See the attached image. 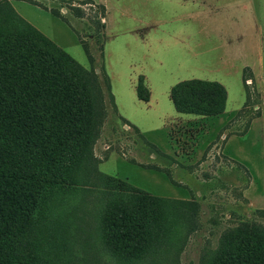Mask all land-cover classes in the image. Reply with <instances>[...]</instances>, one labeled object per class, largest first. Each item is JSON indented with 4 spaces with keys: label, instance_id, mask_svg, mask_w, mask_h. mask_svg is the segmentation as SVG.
<instances>
[{
    "label": "rangeland",
    "instance_id": "374dc122",
    "mask_svg": "<svg viewBox=\"0 0 264 264\" xmlns=\"http://www.w3.org/2000/svg\"><path fill=\"white\" fill-rule=\"evenodd\" d=\"M153 10L158 26L139 32L143 44L128 32L137 22H107L92 0H0V19L17 17L81 67L89 98L87 192L49 198L52 214L32 233L39 264H206L240 234L264 241V0ZM185 80L218 82L223 112L177 111L170 91ZM100 175L125 189L97 185ZM138 194L160 200L161 214L131 256L108 240L105 217L119 198L141 205Z\"/></svg>",
    "mask_w": 264,
    "mask_h": 264
},
{
    "label": "trees",
    "instance_id": "16d2710c",
    "mask_svg": "<svg viewBox=\"0 0 264 264\" xmlns=\"http://www.w3.org/2000/svg\"><path fill=\"white\" fill-rule=\"evenodd\" d=\"M137 90L147 101L142 86ZM170 100L179 112L216 117L226 93L215 81L185 80L171 89ZM90 118L81 67L17 17L0 19V264H39L32 233L36 220L52 214L49 198L66 194L71 203L68 194L85 197L89 182L81 159L89 152ZM97 181L125 189L113 177L100 175ZM136 198L138 207L119 198L105 217L108 240L131 256L147 247L162 205ZM147 207L150 212L142 215ZM225 248L206 264H264V241L251 232Z\"/></svg>",
    "mask_w": 264,
    "mask_h": 264
},
{
    "label": "crops",
    "instance_id": "0c3cea01",
    "mask_svg": "<svg viewBox=\"0 0 264 264\" xmlns=\"http://www.w3.org/2000/svg\"><path fill=\"white\" fill-rule=\"evenodd\" d=\"M66 1H80V0H66ZM95 3H100L105 7V17L104 19L108 22L112 15H118L121 18L130 19L134 22H137L138 25L130 31L135 37V41H139L140 43H147V34L140 36L139 32L144 31L143 28H149L150 30L155 29L158 24L153 20L154 17V4H186L195 0H92ZM128 3V4H127ZM146 9L144 10V8ZM144 15L145 19L140 20L138 18ZM147 30V29H146ZM124 32H127L124 30ZM119 34V33H117ZM115 35V37L117 36ZM123 34V32H121Z\"/></svg>",
    "mask_w": 264,
    "mask_h": 264
}]
</instances>
